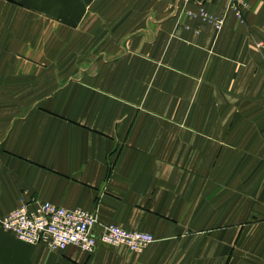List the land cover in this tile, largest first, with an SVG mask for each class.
Instances as JSON below:
<instances>
[{
	"label": "crops",
	"instance_id": "0c3cea01",
	"mask_svg": "<svg viewBox=\"0 0 264 264\" xmlns=\"http://www.w3.org/2000/svg\"><path fill=\"white\" fill-rule=\"evenodd\" d=\"M246 1L241 24L229 0H0V219L48 202L155 239L89 255L0 229V264H264V226L243 227L247 191L264 211V163L244 177L220 148L229 119L212 116V46L261 60L264 0ZM184 10L217 14L221 31Z\"/></svg>",
	"mask_w": 264,
	"mask_h": 264
},
{
	"label": "rangeland",
	"instance_id": "374dc122",
	"mask_svg": "<svg viewBox=\"0 0 264 264\" xmlns=\"http://www.w3.org/2000/svg\"><path fill=\"white\" fill-rule=\"evenodd\" d=\"M229 1L230 10L232 13L241 24L244 23L245 12H249V9L252 8L250 2L248 1V3L246 0ZM260 4L261 3L258 4L257 1L253 5L258 6ZM201 11L202 12L200 13H193L190 10H184V16L191 20L199 19L206 23L212 24L213 29L216 32H220L224 23V19L219 18L217 14L209 15L206 11ZM212 47L213 48H211V50L214 51L211 53L209 50L212 55V60L209 63L212 65L210 84L214 91L212 93V100L218 101L215 109L212 111V116H222L229 119L227 139L224 140V142H221L220 148L224 150L237 149L238 153H240L239 160H243V165L245 168L243 175L244 177L249 176L248 172L251 171L252 167L259 166L260 162L264 163V46L253 45V47H250L253 50V54H259L261 56V60L255 62L219 61L220 59L216 56L219 55L217 54L218 46ZM234 48L235 45L230 47L227 46L225 48L226 50L223 51V54L230 55L229 49H231L232 53H235L236 49ZM173 71L176 70L167 65L165 77L167 75L166 72L171 73ZM255 71H258L257 75H255ZM253 73L255 76L252 77ZM180 75L187 80L189 76L192 78L195 77L183 72H180ZM168 80H170V82H167V84L172 85L173 79L169 78ZM202 80L203 79H196V84H199V82L201 83ZM223 88H227V95H225L224 99L223 94L220 95V90ZM168 89L169 88H167V85H165V98L171 96V94L167 92ZM221 96L222 104L220 100ZM257 125L260 129H262L258 135L251 133V129H256ZM239 127L244 130V137L248 138L242 142L243 147H240L239 140L237 141V139L240 137V134L242 133L240 132ZM257 147H259V151L256 150ZM252 159H255L254 162H251ZM260 191V189L254 188L253 191H247L248 195L246 194L244 197L243 227L245 230L252 229L253 231H257L260 230L262 226H264L263 209L260 210V214L257 216V212L251 205L252 202H258V195L260 194Z\"/></svg>",
	"mask_w": 264,
	"mask_h": 264
},
{
	"label": "built area",
	"instance_id": "2783aa9c",
	"mask_svg": "<svg viewBox=\"0 0 264 264\" xmlns=\"http://www.w3.org/2000/svg\"><path fill=\"white\" fill-rule=\"evenodd\" d=\"M0 229L29 245L58 251L75 247L89 255L98 246L124 247L138 253L155 242L150 234L102 224L96 211L66 209L39 201H21L18 208L0 219Z\"/></svg>",
	"mask_w": 264,
	"mask_h": 264
}]
</instances>
